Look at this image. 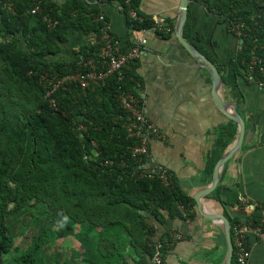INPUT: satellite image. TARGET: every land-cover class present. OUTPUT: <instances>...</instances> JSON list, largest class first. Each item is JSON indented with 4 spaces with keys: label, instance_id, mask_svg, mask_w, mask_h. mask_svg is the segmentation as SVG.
<instances>
[{
    "label": "trees",
    "instance_id": "1",
    "mask_svg": "<svg viewBox=\"0 0 264 264\" xmlns=\"http://www.w3.org/2000/svg\"><path fill=\"white\" fill-rule=\"evenodd\" d=\"M108 1L0 0V264L146 262L167 250V233L159 241L153 240L156 226L149 215L161 222L165 211L184 219L195 215L196 201L173 176L168 185L158 176H139L141 162L130 150L139 139L127 132L126 112L117 97L120 85L139 96L135 62L125 69L123 81L114 74L100 85L82 88L71 83L58 90V110L52 109L45 97L40 73L48 72L51 77L80 69L85 73L91 59L100 62L103 23L96 18L101 4ZM195 1L226 29L235 31L239 26L242 30L239 37L245 40L243 47L219 63L202 42L204 35H192L190 16L184 29L186 38L218 64L224 85L242 103L245 96L239 80L264 81L259 66L249 69L255 47L264 58V0ZM36 2L42 11L33 13ZM140 3L133 0L139 17L131 18L122 1L130 28L139 32L155 25V20L140 9ZM46 16L54 21L53 26ZM175 21L171 17L165 20L172 33ZM78 26L88 34L96 33V42L81 46L77 60L52 58L69 38L70 29ZM132 44L129 39L122 48ZM251 72L258 81L248 79ZM237 132L238 125L231 119L219 128L205 170L211 177ZM108 160L113 162L106 163ZM223 189L219 183L207 195L224 204L240 202L236 189H230L229 201H225ZM33 207H37L36 215ZM30 217L31 224L21 222L16 233L19 220ZM226 217L234 234L243 222L228 212ZM261 219L254 210L248 223L259 225ZM31 228L39 229L36 237L26 248L20 247L17 238ZM55 241L60 242V248L52 247ZM158 243L162 248H157ZM232 264H238L235 254Z\"/></svg>",
    "mask_w": 264,
    "mask_h": 264
},
{
    "label": "crops",
    "instance_id": "2",
    "mask_svg": "<svg viewBox=\"0 0 264 264\" xmlns=\"http://www.w3.org/2000/svg\"><path fill=\"white\" fill-rule=\"evenodd\" d=\"M179 4L180 0H141L140 9L155 20V25L140 32L130 28L122 0L101 4L100 13L109 20L113 35L121 45L129 39L144 37L147 40L134 61L140 76L138 91L146 116L163 135L151 140L149 155L142 166L151 170L166 166L194 198L193 195L213 180L205 171L208 156L215 147L219 128L229 119L214 101L209 72L196 63L175 37L176 21L173 33L172 29L166 32L157 28L165 24L168 17L177 20ZM189 16L192 35H204L202 42L219 63L236 55L235 40L228 38L224 25L208 14L201 3L191 0ZM169 33L172 34L169 36ZM96 40V33L88 34L81 27H74L61 50L51 57L67 62L77 60L80 47ZM21 42H24L22 36ZM229 46L234 48L231 50ZM239 84L245 96L242 103L225 85L224 97L237 103L252 140L223 167L221 195L229 201L230 189H236L240 198L248 197L256 205L254 210L262 216L264 225V87L245 80H239ZM201 200L204 211L200 212L196 202L192 218L170 216L165 211V220L161 222L149 215L148 219L156 226L153 240L159 241L167 233L164 237L167 250L163 252L166 264H223L227 254L225 235L208 213L226 215L228 212L231 217L248 223L254 211L242 202L224 204L212 195H204ZM175 232L182 233L183 238L174 239ZM248 243L252 251L248 264H264V239L250 234ZM131 264L156 263L151 258L141 263L132 260Z\"/></svg>",
    "mask_w": 264,
    "mask_h": 264
},
{
    "label": "built area",
    "instance_id": "3",
    "mask_svg": "<svg viewBox=\"0 0 264 264\" xmlns=\"http://www.w3.org/2000/svg\"><path fill=\"white\" fill-rule=\"evenodd\" d=\"M107 1V0H106ZM127 7V13L131 18L139 17L137 9L133 6V0H122ZM40 2H36L35 6L31 10L33 13L41 12ZM45 20L51 25H54V21L45 17ZM99 22L103 23L102 28V44L99 49L100 62L96 63L93 59L88 62L89 70L83 72L81 69L77 72H70L65 75L49 76L48 72L40 73V83L45 87V97L48 99L49 106L58 110L60 108L59 101L55 96L56 92L60 89H66L71 83H78L82 88L89 86L100 85L103 80L108 76L117 74L118 79L123 81L126 78L125 69L130 66L141 53L142 46L146 44V38H137L133 40L132 46L128 49H123L121 43L114 37L112 27L103 12L96 18ZM157 28L162 30L170 31L171 27L166 24H160ZM235 32L240 36L242 30L239 26L235 28ZM253 50L252 61L249 69L253 71L254 68L258 67L259 71L264 75V58ZM248 79L250 81L255 80L253 72L249 73ZM264 87V81L259 84ZM120 105L126 112L125 127L131 137L138 138L139 141L130 147L131 155L143 163L150 152V142L156 137H161L163 134L159 127L151 121L144 112V105L140 97L129 89H125L120 85V90L117 95ZM80 129L84 128L82 125ZM112 160L106 161V163H112ZM121 164H125L122 160ZM139 168L143 169L139 176H158L165 184H170L172 181V174L166 166H160L158 169L151 170L139 164ZM240 202L244 203L247 207L254 210L256 205L250 201L246 196L240 198ZM183 208V206H182ZM254 234L260 239H264V225H252L250 223H242L238 225L234 230L233 241H234V254L236 255L238 264H248L251 258V248L248 243V235ZM174 239H182L183 235L180 232L173 233ZM161 244L158 245L160 247ZM163 254L159 253L153 259L157 264H165Z\"/></svg>",
    "mask_w": 264,
    "mask_h": 264
},
{
    "label": "water",
    "instance_id": "4",
    "mask_svg": "<svg viewBox=\"0 0 264 264\" xmlns=\"http://www.w3.org/2000/svg\"><path fill=\"white\" fill-rule=\"evenodd\" d=\"M190 6L191 0H180L174 31L175 37L184 47V49L189 53V55L196 61V63L209 72L212 81V96L216 105L228 119L235 121L238 125V132L235 140L233 141L231 146L225 150V152L222 154L215 165L212 182L207 186L202 187L196 195H193L197 202L198 209L200 210V212H202L204 211L201 200L202 197L209 194L217 187V185L221 181L222 170L225 164L231 158L240 153L243 150V147L249 144L252 139H250V129L247 127L246 119L238 110L237 103L231 100H227L224 97V79L218 64L213 59L208 57L205 53H203L193 42L188 40L184 35L185 25L189 17ZM244 43V39H239L240 48L243 47ZM143 213L145 214L146 212ZM208 214L213 221H216V223L220 225L225 235L227 243V254L223 264H232L234 256V242L229 219L226 217V215H224L223 212Z\"/></svg>",
    "mask_w": 264,
    "mask_h": 264
},
{
    "label": "rangeland",
    "instance_id": "5",
    "mask_svg": "<svg viewBox=\"0 0 264 264\" xmlns=\"http://www.w3.org/2000/svg\"><path fill=\"white\" fill-rule=\"evenodd\" d=\"M8 7H12L11 6V4H8L7 5ZM236 27H234V29H235ZM257 85V84H256ZM249 128V127H248ZM32 212H33V214H37L38 213V210H37V207H33L32 208ZM41 217L44 219L45 218V215L43 214V213H41ZM187 218H189V217H187ZM186 219V218H185ZM24 221V222H23ZM21 222H23V224H27V225H30L31 224V217L29 218V219H26V220H19V222L15 225V232L17 233V231L21 228ZM21 224V225H20ZM248 224V223H247ZM38 231H39V229H37V228H31L29 231H27V233L25 234V236H23V237H18L17 238V244H19V246L21 247L22 246V248H26V246H27V244L32 240V239H34L35 237H36V235H37V233H38ZM234 235V234H233ZM169 236V235H168ZM26 237V238H25ZM170 237V236H169ZM234 242V241H233ZM159 244H161V246L160 247H158V245ZM158 245H157V248L159 249V248H162V243H158ZM53 248H56V249H58V248H60V242L59 241H55L54 242V244H53V246H52ZM22 251L20 250V252L19 253H21ZM163 253V252H162ZM16 255V254H15ZM163 259H164V255H163ZM164 262H165V259H164ZM157 264V263H156ZM165 264H166V262H165Z\"/></svg>",
    "mask_w": 264,
    "mask_h": 264
},
{
    "label": "flooded vegetation",
    "instance_id": "6",
    "mask_svg": "<svg viewBox=\"0 0 264 264\" xmlns=\"http://www.w3.org/2000/svg\"><path fill=\"white\" fill-rule=\"evenodd\" d=\"M224 29H225V32L229 34L228 38L231 37V38H233L235 40V49H236V52H237V50L239 48V39H240L239 35L233 30V28L232 29L224 28ZM233 48H234V46H231V47L229 46V49L232 50Z\"/></svg>",
    "mask_w": 264,
    "mask_h": 264
}]
</instances>
